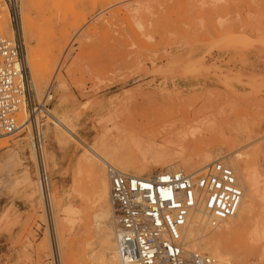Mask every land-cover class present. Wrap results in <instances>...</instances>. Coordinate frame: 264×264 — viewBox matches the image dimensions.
Returning <instances> with one entry per match:
<instances>
[{"label": "rangeland", "instance_id": "obj_1", "mask_svg": "<svg viewBox=\"0 0 264 264\" xmlns=\"http://www.w3.org/2000/svg\"><path fill=\"white\" fill-rule=\"evenodd\" d=\"M22 10L31 34L24 39L19 20L17 31L28 66L32 56L35 61L27 69L40 98L34 108L48 189L30 155L34 127L0 138V162L18 153L22 141L27 145L20 166L0 175V264H99L92 261L102 250L97 186L80 162L86 148L102 139L118 143L132 133L148 141L154 135L159 147L172 129L215 122L221 138L216 146L224 149L212 153L214 160L234 150L248 155L245 163L256 168L264 192V0H18L16 12ZM3 24L1 18L0 34L13 39ZM45 110L65 119L69 130ZM25 172L33 188L22 184ZM49 190L62 200L56 208ZM260 201L237 240L247 261L230 264H264ZM70 206L87 222L78 216L73 223L65 212ZM109 208L112 222L110 200Z\"/></svg>", "mask_w": 264, "mask_h": 264}, {"label": "built area", "instance_id": "obj_2", "mask_svg": "<svg viewBox=\"0 0 264 264\" xmlns=\"http://www.w3.org/2000/svg\"><path fill=\"white\" fill-rule=\"evenodd\" d=\"M4 1L17 10L18 0ZM24 59L19 31L13 39L0 34V137L15 134L22 126L34 127L31 137L38 154L39 177L46 189L44 140L37 125L38 109L34 108L36 104L40 107V98ZM107 175L122 264H217L205 254L187 257L184 233L197 207L203 209L212 229L236 215L243 189L230 166L217 161L201 173L163 171L149 179L109 166Z\"/></svg>", "mask_w": 264, "mask_h": 264}, {"label": "bare ground", "instance_id": "obj_3", "mask_svg": "<svg viewBox=\"0 0 264 264\" xmlns=\"http://www.w3.org/2000/svg\"><path fill=\"white\" fill-rule=\"evenodd\" d=\"M1 3L5 5H2ZM0 12L2 21H4L2 28L11 37L13 36L14 38L15 34H17L20 30L24 39L31 34V22L26 13L27 11L25 12V10H22L17 13L9 7L4 0H0ZM18 20L20 22V30L17 31ZM24 60L26 67H35L34 56L30 58L31 66H28V56H25ZM38 68H40V66H37L36 69ZM59 88L62 91L67 92V86L64 83H61ZM43 113L46 116H50L51 119L53 118L54 123L59 128L69 130L66 127L68 124L66 125L65 122H63L65 119L60 120L59 118H55V116L51 117V113L46 110ZM214 121H216L215 118L212 122ZM214 124L215 126L212 124L207 126L205 124V126L200 125L203 127H200L199 125L190 126L188 128H183L180 131L172 129L166 133V137H164L159 147L157 146L159 136L153 135L152 138L145 141L142 138L134 137L131 133L122 136L119 135L120 139L118 143H113L109 139H102L96 141L93 146L86 148V152L89 154L84 155L80 163L83 164L84 168L91 171L93 175L92 177L96 182V194L100 210L95 217V221L98 227L97 230L101 231L100 235L102 239V250L99 255L92 256V261L99 264H122L117 250L115 217H112V222L110 221V182L105 179V167L107 168L111 166L129 176L148 178L146 175L155 169H162V172L183 171L186 174L193 175L200 171L204 172L217 161H223L224 164L230 166L234 170L239 184L243 189L241 205L233 218H230L216 229H212L208 225L203 209L201 207H197L191 213L187 229L184 233V251L187 257L191 256L193 253L209 255L217 260V264H230L232 259H238L243 263L247 261V249L246 247L240 245L237 240L248 228L246 222L256 207V201L259 199L264 201V192L261 190L260 182L255 171L256 168L254 169L246 164L249 158L248 155L236 156V153L239 150H234L232 153L227 155L232 156V160H229L227 156L218 157L214 160L212 153L214 151L221 152L224 149L223 146H216L217 142H219L221 138L215 134L217 125L215 122ZM23 128L24 126H22L20 130ZM223 137L225 140H228L226 135H223ZM22 142L23 143H19L17 145L18 153H9L3 157V160L0 162V175L10 170V166L12 165L20 166L21 158L19 155H25V151L27 150V145H25L26 143H24V141ZM229 144L234 146L235 141H229ZM170 152H174L173 155H171ZM31 153L32 154L30 155H32V161H35V159L37 161L38 154L33 147V144ZM52 156L54 155L52 154ZM53 159L54 158H52V160ZM246 159L247 161L245 163ZM53 167L55 166L53 165ZM22 184H30V187L33 186L28 172L24 173ZM35 188L36 186L34 184V189ZM48 192V196L50 198L49 200L56 208L57 203H61L62 200H58L57 197H54V195L50 193V190ZM54 194L58 195L56 192ZM60 194L59 196H61ZM65 197L66 196L63 198ZM65 212L73 223L78 221V216L81 218V221L83 220L81 215L82 212L80 213L74 207H68ZM82 222L87 221L83 220ZM254 228L256 229L253 236L256 239H259L262 236V233L258 227ZM208 230L210 231L208 232ZM112 235L114 236L115 245L113 244ZM233 239L236 241L231 244L230 242Z\"/></svg>", "mask_w": 264, "mask_h": 264}]
</instances>
